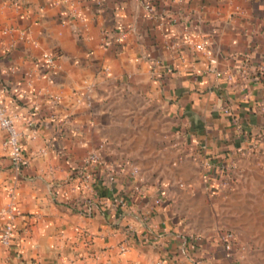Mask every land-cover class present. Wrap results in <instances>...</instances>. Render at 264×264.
<instances>
[{
    "label": "crops",
    "instance_id": "1",
    "mask_svg": "<svg viewBox=\"0 0 264 264\" xmlns=\"http://www.w3.org/2000/svg\"><path fill=\"white\" fill-rule=\"evenodd\" d=\"M0 106V264H262L264 0H0Z\"/></svg>",
    "mask_w": 264,
    "mask_h": 264
},
{
    "label": "rangeland",
    "instance_id": "2",
    "mask_svg": "<svg viewBox=\"0 0 264 264\" xmlns=\"http://www.w3.org/2000/svg\"><path fill=\"white\" fill-rule=\"evenodd\" d=\"M253 195L252 199H239L240 208L245 219L239 221L238 226L243 232L244 238L255 246L259 251L260 262L264 264V174L261 172L253 173Z\"/></svg>",
    "mask_w": 264,
    "mask_h": 264
},
{
    "label": "built area",
    "instance_id": "3",
    "mask_svg": "<svg viewBox=\"0 0 264 264\" xmlns=\"http://www.w3.org/2000/svg\"><path fill=\"white\" fill-rule=\"evenodd\" d=\"M146 9L152 13L150 6H146ZM196 49L201 50V46L197 45ZM46 65L53 64V57L50 55H43L42 57ZM159 65L160 63H156ZM0 129L6 133V139L3 142V149L7 151L11 166L16 171H21V169L26 165V161L22 157L21 143H20V134L18 133L16 126L13 122L11 116L7 113L6 109L0 106ZM89 159L95 160L94 156H90ZM84 179L87 180L88 176L85 175ZM9 211H0V221H4L5 225L0 237V243L4 246L8 245L12 235H13V226L10 221L6 220L9 216ZM233 234L229 233L227 238L231 239Z\"/></svg>",
    "mask_w": 264,
    "mask_h": 264
}]
</instances>
